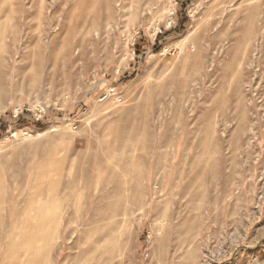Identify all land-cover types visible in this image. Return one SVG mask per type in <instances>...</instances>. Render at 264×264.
Returning <instances> with one entry per match:
<instances>
[{
	"label": "rangeland",
	"instance_id": "rangeland-1",
	"mask_svg": "<svg viewBox=\"0 0 264 264\" xmlns=\"http://www.w3.org/2000/svg\"><path fill=\"white\" fill-rule=\"evenodd\" d=\"M9 206L48 264H264V0H0Z\"/></svg>",
	"mask_w": 264,
	"mask_h": 264
},
{
	"label": "bare ground",
	"instance_id": "bare-ground-1",
	"mask_svg": "<svg viewBox=\"0 0 264 264\" xmlns=\"http://www.w3.org/2000/svg\"><path fill=\"white\" fill-rule=\"evenodd\" d=\"M190 36H191V33L187 34L185 38L187 39ZM146 172H147L146 173L147 174L146 180H147L149 172H150L149 168L147 169ZM137 174L139 175V173L135 169L124 172V180H125V187L124 188L127 191L134 189V184H132V179L135 178L137 176ZM62 198H63V196H62ZM38 199H40V198H38ZM41 202L42 201L40 200V203ZM76 208H78V207H76ZM1 210L3 211V215L0 216V264H48L49 256H50L49 251H46V248H44V247L38 248V246H36V238L33 234L32 235L29 234V236L27 235L25 240H20L19 236L17 237V241L14 240L15 237L12 235V233H10V231H12V229H15L17 225L12 219L11 207L9 206L8 208L1 209ZM19 218H21V217H19ZM18 220H20V219H18ZM28 220H29V218H28ZM19 227H20V225H19ZM55 229L57 230V227ZM51 230L53 231V229H51ZM50 233H52V232L50 231ZM50 241H52V240L50 239ZM40 242L45 243L46 240L44 238H41ZM14 243H17L18 245L16 244L14 247Z\"/></svg>",
	"mask_w": 264,
	"mask_h": 264
},
{
	"label": "built area",
	"instance_id": "built-area-1",
	"mask_svg": "<svg viewBox=\"0 0 264 264\" xmlns=\"http://www.w3.org/2000/svg\"><path fill=\"white\" fill-rule=\"evenodd\" d=\"M109 98H113L116 101H121L122 97L118 94L116 88H111L109 91L105 92L102 97L100 98V102L104 103L106 102Z\"/></svg>",
	"mask_w": 264,
	"mask_h": 264
},
{
	"label": "trees",
	"instance_id": "trees-1",
	"mask_svg": "<svg viewBox=\"0 0 264 264\" xmlns=\"http://www.w3.org/2000/svg\"><path fill=\"white\" fill-rule=\"evenodd\" d=\"M178 29H179L178 32H179V33H182V31H183V26H182V24H180V25L178 26ZM161 39H162L161 36H158V37H157V42H158V44L160 43ZM158 44H156L155 47H154V50H155V51H158V50H159ZM37 125L39 126V125H41V124L38 123ZM1 130H2V131L5 130V126H3V124H1Z\"/></svg>",
	"mask_w": 264,
	"mask_h": 264
}]
</instances>
